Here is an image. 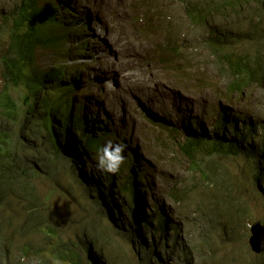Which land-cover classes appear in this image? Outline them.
Here are the masks:
<instances>
[{
  "label": "clouds",
  "instance_id": "9594fccd",
  "mask_svg": "<svg viewBox=\"0 0 264 264\" xmlns=\"http://www.w3.org/2000/svg\"><path fill=\"white\" fill-rule=\"evenodd\" d=\"M174 6L179 8L182 16H186L187 24L190 27L189 35L202 37V40L197 45H191L186 48H199L202 55L195 53V56L200 58L198 62H191L188 59L182 58V45L178 41L180 39L181 28L175 24V18L170 16L171 10L168 9L170 3L164 0H137V4L143 6L139 8V12L131 18L129 27L136 38L145 44L147 48L144 54V61L150 60L158 65L159 69L164 70L168 77L172 78L180 93H189V90H196L194 95L197 98L204 99V106L209 105L210 98L215 106V110L211 117L214 123L213 135H206L205 131L200 132L201 120L198 118H189L185 124L186 130L183 131L182 121L176 114L171 112L153 113L150 107H147L145 113H141L137 118L146 127L147 132L157 135L160 132L173 136L172 142L176 145L177 159L184 163L187 167V176L181 179H176L174 183L168 184L165 180L162 183L158 172L149 171L148 164L139 159L138 149L134 147L132 142L126 139L122 129L116 127H102V123L95 122L96 112L86 110L80 102L84 88H77L80 72L86 67V64L67 65V61H72L75 58L81 57L86 47L83 44L84 27L81 26L80 20L72 14V5L74 0H35V8L49 10L51 17L47 19L45 28L40 31L35 41L28 43L33 48V60L30 66L38 60L41 51H48L55 54L59 60H64L63 63L58 62L48 66L45 69L38 68L37 73L28 68V72L32 78L38 75H44L50 72L57 73V77H53L55 83L43 91L36 93L34 89L31 94L37 96L34 101L33 111L30 116L33 121H38L40 114L45 112L46 116L40 121L41 130L46 135L45 142L52 147L54 155L59 160L62 166H67L72 173L77 174L79 180L77 187L81 192L80 199L84 206L78 211L73 222L68 221V216L59 215L54 209V197L51 190L46 193H41L38 189L37 181L45 176L46 168L38 167L37 162H34L35 169L39 171L36 179L32 181L36 187L38 196L41 201H33L31 205L40 208H49L53 210V222L62 230L69 242L73 241L78 244L81 240L80 233L85 234L86 242L83 245L84 254L77 255L86 258V253L102 254L104 264H129L130 255H135L140 262L144 264H184L186 261L192 260V264H208V259L204 253L216 254L222 245L228 242L233 237V232L244 226L243 222H239L241 215L250 216L247 207L244 205L240 195H235L237 191L240 177L238 172L234 171L233 163L240 157L253 158L258 167L253 171L251 176L255 181V187L259 189V195L264 200V183L259 180L260 172L264 170V120L255 122L252 116L244 114L241 117L240 112L236 115L241 119L237 123L229 116L227 106L223 104L230 102L231 95L240 97L244 91L248 89H262L264 84V74L255 81H248L241 84L239 89H232L233 75L232 69H228L226 61H220V55L214 54L207 46V35L212 33L213 36L219 38V44L222 46L223 55L236 53L234 57H243L245 54H252L255 49L264 51V21L253 11L254 5L249 1L244 18L242 4V16L240 20L227 18L224 21H215L216 15L210 11V30L209 32L197 31L191 23L188 15V9L202 5V0H172ZM15 6L11 11L3 14L0 17V30H4L9 35V40L4 52L0 53V78L2 79L3 88L7 75L5 66L1 58L9 48L11 36L16 32L14 24L17 20L19 7L24 4L23 0H13ZM79 3V2H78ZM150 6L157 8L160 14L159 22L155 16L150 22L145 24V10ZM166 20V23L164 21ZM237 24L235 29L232 24ZM10 23V27L6 24ZM255 25H258L256 28ZM174 28L176 38L169 36L167 29ZM241 38L238 48H233L235 40L231 36ZM238 34V36H237ZM173 35V36H174ZM172 36V37H173ZM182 39V38H181ZM249 41V43L246 40ZM101 44L96 47L101 50V57L94 64L99 70L98 81L100 82L99 91L102 95H108L109 100L112 94L117 90L126 89L131 86H136L142 83L147 84L145 79L140 80L138 76L139 68H130L124 60L125 51L122 48L114 45L104 33L100 34ZM201 43H204L201 45ZM172 44L177 45V48H171ZM27 45V46H28ZM112 56V57H110ZM252 71L251 68H249ZM212 73V74H211ZM141 81V82H140ZM26 84L21 83L20 87H13L10 95L13 99H22V91ZM28 87V86H27ZM167 87L163 80H157L149 86V93H145L139 99V104H146L147 101L156 102L161 96L162 90ZM193 87V88H190ZM3 88L1 95L3 94ZM29 88V87H28ZM41 98L47 97L49 105L47 108L38 106ZM56 104H60L57 113L59 120L50 125V120ZM38 113L39 116H33ZM0 122L3 123V130H10L11 125L8 123L3 114L0 113ZM31 123V124H32ZM33 128V126L31 125ZM26 127L25 131L31 129ZM46 127L49 129L47 131ZM225 134L226 139L222 134ZM199 135L207 143L213 142L215 139L220 141L236 140L241 143V150L238 155L233 156L228 160V173L217 174V178L225 182L226 178L232 182L228 188L219 187L214 183H207L211 186L209 192L214 196L209 209L206 210L203 204H199L197 200V187L194 192L189 194V202L185 206H181L175 202L173 194L179 192L180 189H189L192 187L188 183V174L191 171L187 163V156L181 153L184 143H187L189 136ZM246 140L243 142V140ZM24 141V137L22 139ZM243 142V143H242ZM27 143V142H25ZM55 143L59 146L56 150L52 146ZM202 149L204 145L200 146ZM247 150H251L248 153ZM174 151V150H173ZM86 157L95 160V165L88 161ZM28 166V165H26ZM262 169V170H261ZM111 177L112 180H111ZM115 179V180H114ZM137 183L139 196L137 202L131 205V208H123V203L117 196V188L121 183L128 180ZM114 180V181H113ZM112 183V186L109 183ZM114 184V185H113ZM203 183L199 184L198 189H202ZM24 199V198H23ZM25 200V199H24ZM206 199L203 200V203ZM160 206L161 212L158 213L157 206ZM106 211L104 213V208ZM16 217V216H15ZM14 217V218H15ZM208 218H211L209 221ZM201 221V222H200ZM112 225L110 232L117 231L115 237L109 238V235L104 228L105 223ZM197 228L195 233L181 232L183 226ZM216 223L220 230L216 231L211 228L208 231L205 224L210 226ZM247 223V222H246ZM245 223V225H246ZM253 224H247L248 232L246 236V246L250 254L255 258L250 257L253 264L256 260L264 259V246L261 252L256 253L249 245V239L252 236V229L257 227L264 236V220L252 221ZM13 224H16L15 219ZM97 224L96 232L91 233L92 226ZM251 224V225H250ZM0 226L7 233L10 227L9 223L0 216ZM125 226H135L137 243L133 247L129 241L122 236ZM73 229V231H71ZM113 229V230H112ZM138 231V233H137ZM169 233L168 240L174 241L176 244L175 253L171 257L160 256L161 259L148 257L146 260L144 254L146 245H155L156 247L166 244L160 236L164 233ZM114 233V232H113ZM140 233L142 236L140 237ZM173 233H177L175 237ZM207 233V235H201ZM200 234V235H199ZM243 234V233H242ZM26 238H13V245L10 250L6 251L5 255L10 264H55L50 261L41 252V247L31 246L26 242ZM85 241V240H83ZM143 243V252L138 246ZM181 245H184V250L187 252V257H183L180 252ZM264 245V240H263ZM28 247V251L23 248ZM158 254L163 252V249H155ZM249 256V255H248ZM87 259V258H86ZM185 260V261H184ZM94 262H97L94 260ZM250 262V261H249ZM88 263V261H87ZM98 264H101L98 261ZM140 264V263H139ZM249 264V263H248Z\"/></svg>",
  "mask_w": 264,
  "mask_h": 264
},
{
  "label": "rangeland",
  "instance_id": "374dc122",
  "mask_svg": "<svg viewBox=\"0 0 264 264\" xmlns=\"http://www.w3.org/2000/svg\"><path fill=\"white\" fill-rule=\"evenodd\" d=\"M164 1L166 3L171 2L168 5L171 13L178 12L170 16L175 18V24L181 28V37L178 41L183 47L181 48L182 58L188 59L191 62H198L200 58L196 57L195 53L202 55L198 50L199 48H193L192 50V48L186 47L199 44L202 37L199 35L190 36V27L187 24L186 16L179 14L182 11L174 6L172 0ZM14 6L13 0H0V17L11 11ZM142 6V4H137V0H74L72 14L79 18L81 26L84 27V36L82 38L84 40L83 44H86V47L81 57L67 61L66 64L77 65L80 60L82 64H86V67L80 72L76 84L77 88H84L85 90L79 97L81 104L85 106L86 110L90 109L96 112L94 121L102 123V127L107 126L122 129V134H125L126 139L132 142L134 147L138 149L139 159L148 164L149 171L158 172L161 182L163 183L165 180L170 184L174 183L176 179L187 176L186 165L177 159L176 145L172 142L173 136L163 132L157 135L150 134L147 132V127L134 117L145 113L147 107H150L153 113L171 112L172 114H176L182 121L183 131L186 130L185 124L189 118H198L201 120L200 132L203 133L205 131L206 135L209 133L213 135L215 127L213 121H211V117L218 108L212 107L215 104L210 98H208L209 105L204 106V99L197 98L194 95V93L198 92L196 90H189L191 92L184 94L182 92L181 94L180 90L176 89V83L172 81V78L168 77L164 70L159 69L158 65L153 61H144V54L147 48H145L143 42L136 38L129 27L131 18L139 12V8ZM249 6V1H246L245 5H243V9H245L243 12L244 18ZM6 25L10 27V23ZM101 33L107 35L114 45L124 49V60L130 68L140 69L141 73L138 76L140 80L145 79L147 81L146 85L140 83L139 85L120 91L117 90L109 100L107 99L108 95L100 93L99 70L94 64L101 57V50L96 48L101 44ZM231 38L235 40L233 48H238L241 38L236 37L235 34ZM8 40L9 35L4 30H0V53L6 49ZM203 44L201 43V45ZM63 61L57 59L54 53L41 51L38 60L35 59V63L29 69L35 75L38 68L45 69L52 64L63 63ZM157 80H163L167 84V87L162 90L160 98L154 103L147 101L146 104H139L141 96L145 93L150 94V91H148L149 86ZM2 88L3 84L0 78V93ZM223 105L227 106L230 118L237 123L241 119L236 115L237 111L241 113V117L244 114L252 116L255 122L264 120V84L262 89H248L240 97L231 95L230 102H225ZM33 116L37 117L39 114L35 113ZM43 116H46L45 112L40 114L38 121H33V128L31 127V129L24 132V141L37 149V166H42L47 170L45 176L37 181L39 191L46 193L48 190H51L56 212L59 215L68 216V221L73 222L78 211L84 206L80 199L81 192L77 187L79 178L67 166L60 164L59 160L54 157L56 153L52 147L45 142L46 135L40 128V121ZM3 129V123L0 122V130ZM86 159L95 165L94 159L88 157ZM19 160L18 169L29 164H34L32 156ZM258 166V163L252 157H240L236 160V163H233V169L238 172V176L240 177L235 195L241 196L250 216L241 215L239 222H243L244 226L235 230L233 237L224 243L216 254L204 253V256L209 258L207 260L208 264H253L250 257H255L250 254L246 246L245 234L248 232L246 229L247 224H253L252 221L255 220H259L260 222L264 220V200L259 195V189L255 187L254 179L251 178L253 171ZM201 186L200 188L202 189H197V200L199 204H203L205 209L208 210L211 201L214 200V196L209 192L211 189L209 184L203 183ZM204 199H206L205 203H203ZM6 200L9 202L8 199ZM14 219L17 224L19 218L16 216ZM188 225L183 226L181 232L185 233L188 231L189 233H195L197 228L190 226L191 223ZM97 229V224H94L90 232H96ZM26 242L31 246H41L39 240L34 236L28 235ZM138 248L143 252L144 245L142 242ZM139 263V259L131 254L129 264ZM70 264H87V260L80 258ZM254 264H264V259L256 260Z\"/></svg>",
  "mask_w": 264,
  "mask_h": 264
},
{
  "label": "trees",
  "instance_id": "16d2710c",
  "mask_svg": "<svg viewBox=\"0 0 264 264\" xmlns=\"http://www.w3.org/2000/svg\"><path fill=\"white\" fill-rule=\"evenodd\" d=\"M24 4L19 7V13L15 22L16 32L11 36L9 48L4 56L1 58L5 66V73L7 78L5 79V85L3 88V94L0 95V113L6 118L11 125L10 130H0V216L9 223L7 233L4 232L0 226V264H10L6 258V251L10 250L13 245V238H26L28 235L34 236L39 240L41 244V252L47 259L54 261L55 264H70L71 262L85 258L78 256V253L85 255L83 245L86 242L85 233L80 237L85 240H81L78 244L71 241L69 242L62 230L53 222V210L45 207L40 208L31 205L33 201H41L38 196L36 187L32 183L37 178L39 171L34 165L24 166L18 169L19 159L32 156L34 162H38L37 149L28 143L22 141L23 134L26 127H31L32 118L29 117L31 111H33L34 101L37 100L35 94H31L32 90L39 93L41 89L51 87L55 81L51 78L57 77V73L50 72L44 75H38L32 78L28 72L29 65L33 60V53L31 46L28 45L31 41H35L39 36L40 31L45 28L47 19L51 17L49 10H43L41 8H35V0H23ZM202 0V5L192 7L188 9L189 19L191 20L194 28L199 32H209L210 27V11H213L216 15L217 22L226 20L227 18H234L240 20L242 14V4L244 0ZM254 5L253 11L258 17L264 21V0H249ZM157 17L158 22L160 18L157 8L150 6L145 10V24L150 22L154 17ZM166 20L164 23H166ZM232 26L237 29V24L233 22ZM256 28L258 25H255ZM167 32L171 38H176L174 35V28H168ZM174 35V36H173ZM173 36V37H172ZM207 46L213 53L220 55V61H226L228 69H232L233 86L232 89H239L242 83L248 81H255L264 74V51L255 49L252 54L247 53L243 57H232L234 53L223 55L222 46L219 44V38L213 36L212 33L207 35ZM246 40V39H245ZM248 43L249 41L246 40ZM28 45V46H27ZM171 48H177V45L172 44ZM252 71H250V69ZM21 83L26 84L22 91V99H13L10 95L11 89L20 87ZM29 88H28V87ZM49 105V99L47 97L41 98L38 102V106L43 109ZM60 104H56L54 107L52 119L50 125H53L55 121L59 120L57 110L60 108ZM47 131L49 129L46 127ZM226 139V135L222 134ZM188 142L184 143L181 147V153L186 155L189 169L188 183L192 185L189 189L183 188L179 192L172 195L178 204L185 206L189 202V194L198 189L199 184L202 183H214L219 187L228 188L232 185L226 178L225 182H222L217 178V174L228 173V160L241 150V143L236 140H224L220 141L215 139L211 143H207L204 138L199 135H191L187 138ZM246 140L244 139L243 142ZM242 142V143H243ZM204 145L202 149L200 146ZM52 146L56 150H59V146L52 143ZM248 153L251 150H247ZM262 170V169H261ZM113 177H111L112 180ZM115 180V179H114ZM113 180V181H114ZM259 180L264 183V170L260 172ZM112 186V183L108 182ZM114 185V184H113ZM139 190L137 189V183L133 179L125 181L117 188V196L120 198V202L123 203V208H131V205L138 200ZM25 200H24V199ZM8 199L9 202L6 200ZM158 215L161 212V208L157 206ZM106 207L104 208V213ZM163 214V213H162ZM19 218V222L13 225L14 217ZM211 218H208L209 221ZM201 222V221H200ZM206 229L202 231H208L211 228L219 231V226L214 223L213 225L205 224ZM111 224L105 223L107 237H115L117 231L110 232ZM135 226H125L122 236L129 241L131 247L136 245L137 236L135 234ZM138 233V231H137ZM207 235V233L201 235ZM177 233H173L172 237H175ZM200 235V234H199ZM142 236V233L139 235ZM169 233L166 232L160 236V239H164L166 244L156 247L155 245H146V252L144 254L145 260L148 257L159 258L161 255L164 257H171L176 250V244L174 241L168 240ZM163 249L161 254H158L155 249ZM28 251V247L23 248ZM180 254L183 257H187V252L184 250V245L180 247ZM102 254H94L87 252L86 260L87 264H98V261L103 260ZM96 260L97 262H94ZM185 261V260H184ZM162 264V262H160ZM140 264H144L140 262ZM184 264H192V260L186 261Z\"/></svg>",
  "mask_w": 264,
  "mask_h": 264
},
{
  "label": "water",
  "instance_id": "95a60500",
  "mask_svg": "<svg viewBox=\"0 0 264 264\" xmlns=\"http://www.w3.org/2000/svg\"><path fill=\"white\" fill-rule=\"evenodd\" d=\"M263 240L264 236L263 233L259 231V228L255 227L252 229V236L249 239V245L251 246L252 250L256 253H259L263 249Z\"/></svg>",
  "mask_w": 264,
  "mask_h": 264
}]
</instances>
